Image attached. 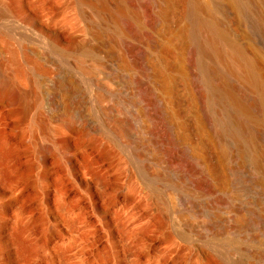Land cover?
Segmentation results:
<instances>
[{
    "label": "bare ground",
    "instance_id": "1",
    "mask_svg": "<svg viewBox=\"0 0 264 264\" xmlns=\"http://www.w3.org/2000/svg\"><path fill=\"white\" fill-rule=\"evenodd\" d=\"M2 109L46 222L117 229L120 264H264V0H0Z\"/></svg>",
    "mask_w": 264,
    "mask_h": 264
},
{
    "label": "rangeland",
    "instance_id": "2",
    "mask_svg": "<svg viewBox=\"0 0 264 264\" xmlns=\"http://www.w3.org/2000/svg\"><path fill=\"white\" fill-rule=\"evenodd\" d=\"M19 116L0 110V221L8 223L6 232L10 236V256L0 263L120 264L124 253L117 229L111 238L99 227L98 232L89 233L88 225L80 229H87L88 234L72 231L57 215H52L49 223L44 220L36 176L41 141L29 118L13 127ZM94 234L97 236L92 238ZM34 236L42 242L38 253L30 242Z\"/></svg>",
    "mask_w": 264,
    "mask_h": 264
}]
</instances>
